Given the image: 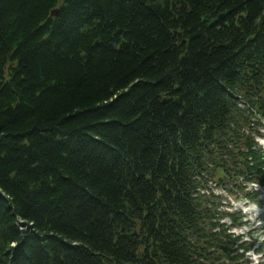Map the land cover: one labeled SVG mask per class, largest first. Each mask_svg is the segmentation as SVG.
<instances>
[{"label":"trees","instance_id":"1","mask_svg":"<svg viewBox=\"0 0 264 264\" xmlns=\"http://www.w3.org/2000/svg\"><path fill=\"white\" fill-rule=\"evenodd\" d=\"M187 1L192 14L175 0H0V264H135L147 242L115 232L136 220L144 263L169 264L194 219L167 198L229 108L226 51L200 37L215 2ZM174 30L191 40L182 57Z\"/></svg>","mask_w":264,"mask_h":264},{"label":"flooded vegetation","instance_id":"2","mask_svg":"<svg viewBox=\"0 0 264 264\" xmlns=\"http://www.w3.org/2000/svg\"><path fill=\"white\" fill-rule=\"evenodd\" d=\"M214 2H215V4H214L215 7L212 11L213 16H217L221 12L228 11L229 16L227 17L226 20L232 19V17H234L238 13V11H241L242 9H244L247 6V4H246L247 1L242 2L240 4V6H232L230 4H227L226 2H223L222 0H214ZM223 23H225V21L216 22V24H214L212 29H216L219 25H221ZM263 36H264V32H263ZM218 43H219V41H218Z\"/></svg>","mask_w":264,"mask_h":264},{"label":"bare ground","instance_id":"3","mask_svg":"<svg viewBox=\"0 0 264 264\" xmlns=\"http://www.w3.org/2000/svg\"><path fill=\"white\" fill-rule=\"evenodd\" d=\"M159 98H161L162 103H164V102H166L167 100H169L171 97H169L168 95H164V94H162L161 97H159Z\"/></svg>","mask_w":264,"mask_h":264},{"label":"rangeland","instance_id":"4","mask_svg":"<svg viewBox=\"0 0 264 264\" xmlns=\"http://www.w3.org/2000/svg\"><path fill=\"white\" fill-rule=\"evenodd\" d=\"M175 2H178V0H175ZM256 226L254 224L250 225V229H254ZM262 230V229H261ZM264 237V231L262 230L261 238Z\"/></svg>","mask_w":264,"mask_h":264}]
</instances>
